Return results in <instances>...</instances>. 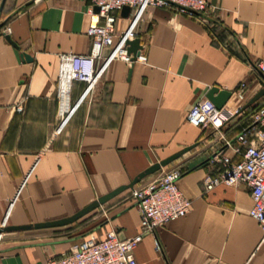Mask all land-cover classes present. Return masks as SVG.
I'll list each match as a JSON object with an SVG mask.
<instances>
[{
    "label": "crops",
    "instance_id": "0c3cea01",
    "mask_svg": "<svg viewBox=\"0 0 264 264\" xmlns=\"http://www.w3.org/2000/svg\"><path fill=\"white\" fill-rule=\"evenodd\" d=\"M207 1L194 15L175 5L115 10L118 32L132 29L147 60L114 58L92 91L75 81L69 94L60 86L62 55L91 52V0H0V27L9 28L0 31V264H48L113 229L121 238L136 236L134 189L171 168L182 170L177 184L193 207L146 233L137 263L264 264L249 186L208 187L216 171L206 160L221 141L188 121L212 87L233 93L229 108L264 87L256 68L264 61V0ZM242 82L248 88L239 102ZM177 153L73 223L8 229L70 217Z\"/></svg>",
    "mask_w": 264,
    "mask_h": 264
},
{
    "label": "built area",
    "instance_id": "2783aa9c",
    "mask_svg": "<svg viewBox=\"0 0 264 264\" xmlns=\"http://www.w3.org/2000/svg\"><path fill=\"white\" fill-rule=\"evenodd\" d=\"M168 5H175L182 13L194 15L205 12L208 1L91 0L88 11L91 23L87 31L92 40L91 52L62 55L60 86L63 93H69L75 81L86 83L87 91H92L105 67L114 58L128 63L135 61L133 55L128 54L126 41L134 38L136 33L132 29L118 32L115 10L124 6L141 9ZM97 6L99 11L95 10ZM0 31L8 33L9 28L1 26ZM111 47L113 51L105 56V49ZM136 60L146 61L147 58L140 54ZM256 68L264 78V61H259ZM247 88L246 82L240 84L236 91L237 101L245 100ZM260 100L247 109L242 103L230 108L226 104L219 109L208 98L201 99L189 111L188 121L202 129L211 128L221 141V145L206 160L207 165L216 171L212 178L206 179L208 187L222 183H246L253 199L250 215L259 223L264 241V101ZM17 110L22 111L23 106L17 105ZM230 131H235L233 136L229 135ZM228 149H231V154H228ZM182 175L180 168L159 171L152 180L134 189L141 229L136 236L121 238L119 232L113 229L101 239H82L69 252L51 258L48 264H138L135 249L144 235L186 216L193 207L192 200L183 194L177 184Z\"/></svg>",
    "mask_w": 264,
    "mask_h": 264
},
{
    "label": "water",
    "instance_id": "95a60500",
    "mask_svg": "<svg viewBox=\"0 0 264 264\" xmlns=\"http://www.w3.org/2000/svg\"><path fill=\"white\" fill-rule=\"evenodd\" d=\"M99 7H96V10L99 11ZM130 6H124L123 11L126 13L130 12ZM7 38L12 41L11 37L8 35ZM13 42V41H12ZM14 43V42H13ZM127 45V51L129 55H133V60H136L138 56L140 55V50L142 49L141 41L138 38H131L126 41ZM26 59L29 61L32 60V56L25 53ZM264 85V81H263ZM233 93L228 90H222L219 87H212L208 93H207V98L211 100L215 106L219 109L223 108L228 101L232 98ZM264 97V87L256 93L245 105L244 109H247L251 105L255 104L257 101H259L261 98ZM191 147H188L187 149L184 150V152L190 150ZM183 153H177L175 155H172L158 163H155L154 165L150 166L148 169H146L144 172H142L140 175L135 177L130 184L128 185H122L118 187L117 189L111 191L110 193L100 197L98 200L92 202L91 204L87 205L80 211L76 212L70 217L57 220V221H49V222H41V223H36L34 225L30 226H25V227H16V226H11L8 227V229H23V228H31V227H36V228H50V227H57V226H64L70 223H73L83 217L84 215L88 214L89 212L93 211L94 209L98 208L99 206L105 204L108 202L110 199L114 198L115 196L119 195L121 192L128 188H134L136 184H138L143 178L146 176L158 172L162 167L167 166L170 164L173 160H175L177 157L182 155ZM5 230H7L5 228Z\"/></svg>",
    "mask_w": 264,
    "mask_h": 264
},
{
    "label": "rangeland",
    "instance_id": "374dc122",
    "mask_svg": "<svg viewBox=\"0 0 264 264\" xmlns=\"http://www.w3.org/2000/svg\"><path fill=\"white\" fill-rule=\"evenodd\" d=\"M263 101H264V98L263 99L261 98L260 102H263Z\"/></svg>",
    "mask_w": 264,
    "mask_h": 264
}]
</instances>
